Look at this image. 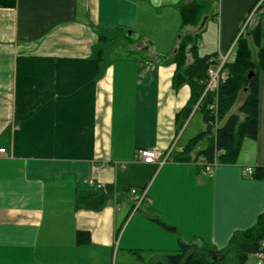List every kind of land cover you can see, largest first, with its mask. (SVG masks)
<instances>
[{"label":"crops","instance_id":"obj_1","mask_svg":"<svg viewBox=\"0 0 264 264\" xmlns=\"http://www.w3.org/2000/svg\"><path fill=\"white\" fill-rule=\"evenodd\" d=\"M190 1L0 6V264H155L182 242L225 250L264 213V69L257 135L242 140L235 163L204 172L206 138L182 159L207 124L202 108L184 117L192 88L174 85L173 61L184 33L198 34V56L225 52L257 0H198L209 4L199 23L182 27ZM242 93L214 134L231 114L243 121ZM172 143L160 167L136 158ZM145 186L149 199L131 213L130 188Z\"/></svg>","mask_w":264,"mask_h":264},{"label":"trees","instance_id":"obj_2","mask_svg":"<svg viewBox=\"0 0 264 264\" xmlns=\"http://www.w3.org/2000/svg\"><path fill=\"white\" fill-rule=\"evenodd\" d=\"M14 0H0V6H11ZM209 5L208 3L191 0L180 4L182 27L189 24H198L201 15ZM249 35L254 44L258 47L259 64L256 65L252 60V50L249 45ZM247 35H242L235 48V57L225 64L228 72L227 79L219 85L217 92H210L202 101L201 108L204 111V118L207 128L204 132L192 138L182 159H188L187 155L198 144L206 138L207 143L198 152V156H205L208 161L216 158L219 164L235 163L239 154L242 140L245 137H255L258 131V76L257 71L264 69V46L261 43V28L257 24ZM197 35L184 33L181 35L176 46L173 61L176 63L177 70L174 76V85L179 87L184 83H190L192 88L189 103L184 108V117L187 118L198 102L206 84L207 71L210 65V57L198 56L197 54ZM192 57L188 63L189 57ZM250 71H254L252 77H248ZM248 90L247 97L239 111L245 114L243 121H239L236 114H231L226 121L217 128L216 134L213 133L211 120L213 112L210 104L217 105L218 119L226 116L232 105L235 103L241 90ZM219 150V153H216ZM180 158V156H178ZM198 157V159H199ZM259 175L264 174V169L258 171ZM264 239V213L258 218L256 224L247 230L236 232L231 239L230 245L225 250H214L212 247L200 242L181 243L179 248L169 253L166 261L155 264H230L227 257L228 249L235 245L237 247V257L235 264H245L249 254H256L262 248ZM213 250L217 256L214 258Z\"/></svg>","mask_w":264,"mask_h":264},{"label":"built area","instance_id":"obj_3","mask_svg":"<svg viewBox=\"0 0 264 264\" xmlns=\"http://www.w3.org/2000/svg\"><path fill=\"white\" fill-rule=\"evenodd\" d=\"M264 6V0H257L256 4L254 5L252 12L246 17L242 25L240 26L232 44L230 47L225 51L221 52L216 55H212L209 59L210 65L208 67L207 71V80L205 84V88L198 100V102L195 104L194 109H199L201 108L202 101L205 99L208 93L210 92H217L219 85L223 83L227 77H228V72L227 69L225 68V64L231 60L232 58L235 57V48L237 45V42L239 38L245 34V29L247 27L248 20L250 16L261 10ZM213 112V119L211 120V125L214 127H217L218 123V114H217V105L216 102L212 103L209 105ZM174 143L167 148L164 151L155 149V148H140L137 151L136 158L138 161L143 162V163H149V164H155L157 167H160L164 163L172 160V154H173V149H174ZM216 153H219V150H216ZM8 154V150L6 146L0 145V156H4ZM198 165L201 166L202 170L204 172L210 171V169L217 164L216 158L214 161H208L205 156H200L199 159L197 160ZM245 171L253 175L255 173V167L254 166H246ZM262 178L264 179V174L262 175ZM89 183L93 186H96L98 189H102L103 184L100 182H95L93 179L89 180ZM148 187L145 186L143 188H136L132 187L129 190V194L132 197V212L134 213L137 210H139L141 204L146 201L148 198V193H147ZM262 248H264V239L261 243ZM257 258V264H264V250H259L256 254Z\"/></svg>","mask_w":264,"mask_h":264},{"label":"rangeland","instance_id":"obj_4","mask_svg":"<svg viewBox=\"0 0 264 264\" xmlns=\"http://www.w3.org/2000/svg\"><path fill=\"white\" fill-rule=\"evenodd\" d=\"M258 17H259V12H255V13H253L251 16H250V18H249V20H248V23H247V27H246V29H245V35H247L254 27H255V23H256V21H257V19H258ZM250 46H251V49H252V60L254 61V62H257V47H256V45L254 44V42L253 41H250ZM241 93H242V90H241ZM243 94V93H242ZM240 100H241V96L240 97H238V99H237V104H239V102H240ZM196 113H198L200 116H202V110H198ZM194 116H196V115H194ZM212 131H213V128H212ZM184 139V138H183ZM182 142V141H181ZM227 257H228V260H230V264H235L236 262H235V259H236V257H237V247L235 246V245H233V246H231L229 249H228V251H227ZM249 259H248V263L247 264H254V261H255V254H249V257H248ZM155 263V262H154ZM131 264H133V262L131 263ZM140 264H148V261H145V262H140ZM150 264V263H149Z\"/></svg>","mask_w":264,"mask_h":264},{"label":"water","instance_id":"obj_5","mask_svg":"<svg viewBox=\"0 0 264 264\" xmlns=\"http://www.w3.org/2000/svg\"><path fill=\"white\" fill-rule=\"evenodd\" d=\"M253 74H254V71H250L249 74H248V77H249V78L252 77ZM213 256H214V258H216V256H217V253H216V251H214V250H213Z\"/></svg>","mask_w":264,"mask_h":264}]
</instances>
